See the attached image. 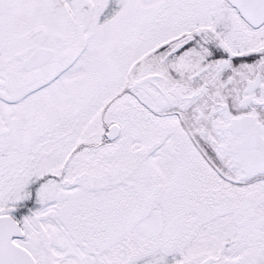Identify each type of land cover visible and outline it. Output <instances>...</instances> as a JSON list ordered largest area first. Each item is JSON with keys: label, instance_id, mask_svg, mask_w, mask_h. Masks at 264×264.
<instances>
[{"label": "snow or ice", "instance_id": "6c2138e0", "mask_svg": "<svg viewBox=\"0 0 264 264\" xmlns=\"http://www.w3.org/2000/svg\"><path fill=\"white\" fill-rule=\"evenodd\" d=\"M0 264H264V0H0Z\"/></svg>", "mask_w": 264, "mask_h": 264}]
</instances>
